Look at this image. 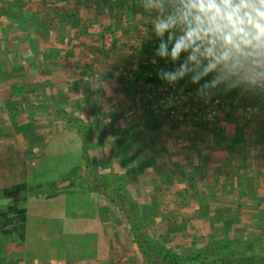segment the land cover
<instances>
[{
    "label": "rangeland",
    "instance_id": "obj_1",
    "mask_svg": "<svg viewBox=\"0 0 264 264\" xmlns=\"http://www.w3.org/2000/svg\"><path fill=\"white\" fill-rule=\"evenodd\" d=\"M247 2L0 0V210L14 214L3 188L24 180L30 187L43 184L41 193L54 192L48 183L86 165L76 129L58 113L66 110L87 126L94 171L126 178L152 236L172 250L189 253L214 238L246 240L263 233L264 152L258 148L252 154L248 170L236 167L232 150L230 159L201 165L197 157L190 160V153L186 159L185 149L216 142L238 146L242 132L254 130L257 135L247 141L264 146V112L197 98L172 79L157 88L134 75L143 61V43L162 38L166 27H178L181 37L191 38L187 32H193V52L214 70L264 82V73L233 65L229 43L236 39L221 42L231 50V60H222L215 39L205 43L209 18L214 21L207 26L209 36L223 28L238 35L228 20L234 10L238 14L233 4L241 8ZM217 12L223 16L216 18ZM209 50L212 59L202 57ZM8 78L15 88L3 87L11 85ZM22 82L25 86L18 88ZM217 175L221 179L216 181ZM23 196L19 208L39 221L32 222L30 234L40 225L47 235L32 242L31 255L36 246L45 254L55 245L56 259L71 264H147L133 244L125 215L102 194L77 192L46 202ZM52 224L57 225L54 232L47 230ZM9 241L22 243L0 232V255L8 253Z\"/></svg>",
    "mask_w": 264,
    "mask_h": 264
},
{
    "label": "trees",
    "instance_id": "obj_2",
    "mask_svg": "<svg viewBox=\"0 0 264 264\" xmlns=\"http://www.w3.org/2000/svg\"><path fill=\"white\" fill-rule=\"evenodd\" d=\"M175 28L166 27V34L162 38L157 37L143 43L139 51L143 61L138 64L135 71L136 80L159 88L165 85L167 79H172L197 98L206 97L211 101L236 104L264 112L263 81L252 82L234 74L227 72L221 74L214 70L211 65L199 58V52H193L197 47L196 36L191 34L193 32H187L191 38L181 37L179 28ZM58 113L76 129L82 141L86 165H77L59 180L48 183L54 192L41 193L43 184L30 187L24 180L14 187L3 188L5 197L14 203V206L9 205L14 214L8 213V209L0 210L2 234L16 235L22 241L25 239L26 210L19 208L21 202L26 199L24 194L28 197L54 199L65 194L74 196L77 192H93L105 196L125 215L133 244L147 264H264V232L246 240L214 238L189 253L176 252L153 237L141 205L130 194L126 178L120 174L101 175L94 171L89 162L92 138L84 121L66 110H60ZM13 146L10 149H13ZM59 183H63L64 186L60 188Z\"/></svg>",
    "mask_w": 264,
    "mask_h": 264
},
{
    "label": "crops",
    "instance_id": "obj_3",
    "mask_svg": "<svg viewBox=\"0 0 264 264\" xmlns=\"http://www.w3.org/2000/svg\"><path fill=\"white\" fill-rule=\"evenodd\" d=\"M209 5V4H208ZM213 6V3L211 4ZM239 4H233L232 8L236 9L238 11V14L236 15V12L234 10V13L229 14L228 17H231L228 21L229 23H235L234 27L237 28V38L234 42H230L229 46L233 48L234 51V58H233V65L234 66H239L240 71L245 70L246 72H256L258 74L264 73V0H249V2L244 4V7L238 6ZM209 5V7H212ZM221 7H219L220 9ZM223 8V7H222ZM243 10L244 13L242 15L240 14V11ZM247 12V13H246ZM223 14V13H222ZM221 13L216 15V18H219L223 16ZM228 15V14H227ZM233 16L235 18H233ZM211 17V16H210ZM225 17V16H224ZM227 17V18H228ZM210 22L212 23L213 18H209ZM214 22V21H213ZM210 23V24H211ZM208 23L207 26L211 28V25ZM204 27L205 29V35H207V39H205V43L207 44L208 39H215L216 41V46L218 45L219 47H222L223 49L225 46V43H221L223 41L218 40L216 35H219L220 32L216 34H209V28ZM218 31V30H216ZM213 41V42H214ZM219 43V44H218ZM224 52L221 51L219 54H223ZM236 67V68H237ZM10 78V77H9ZM8 78V79H9ZM11 85H4L3 87H9V88H15L17 84L12 83L11 79H9ZM15 84V85H14ZM1 85V84H0ZM25 86V83L22 82L20 85H18V88H23ZM2 87V85L0 86ZM263 117V116H262ZM249 120V119H248ZM248 122V121H247ZM250 123V122H249ZM248 123V126L250 124ZM248 128L245 126L243 129L245 130ZM257 129V127H255ZM242 131V130H240ZM255 131V132H254ZM252 132H247L244 131L242 134L244 137L240 138V141L242 142L240 145L237 146V144H223V143H211V145H206V144H201L199 146L190 144L187 147L188 149H185V157L186 159L189 157L190 153V160L192 157H197V163L208 164L211 159H215V163H220L223 159H230L232 157H227V154L229 151L232 150V153L234 152V163H236V167H247L249 170L253 158L252 154H255L258 151L259 152H264V146H261V144H256L252 143L253 141H250V143L247 141V137H251L257 135L256 130ZM218 135H221V129H216L215 131ZM254 132V133H253ZM259 134V133H258ZM219 136V137H220ZM259 136H261L259 134ZM246 141V142H245ZM238 153L239 155L235 154ZM244 152V153H243ZM241 154V155H240ZM193 157V160H194ZM226 164V161L224 162ZM262 167H264V154H263V159H262ZM240 170V169H239ZM238 171V170H237ZM245 172V171H242ZM258 173V171H256ZM242 174V173H241ZM240 174H238L239 176ZM243 175V174H242ZM240 175L239 177H243ZM261 178H264V172L261 174ZM218 178H215V180H220V175H217ZM240 178L235 179V181H241ZM249 180V179H248ZM75 196V195H74ZM32 199V200H31ZM30 201H54V199H46L43 197H32L28 199ZM56 213V212H55ZM60 212H57V215L51 216L52 220H57V216L59 215ZM27 220H26V233H25V239L22 241V243L18 242H7L5 247H9L8 253L6 254H1L0 255V264H66V262H71L72 261H64V260H59L56 259L55 250V245H50L47 250L45 251V254L42 253V247L36 246L38 249L34 255H31V249L30 245L32 244L33 241L35 240H40L43 241L46 233L45 229H43L40 225H37L36 227V232L35 234H30L32 231V222H35L38 217H34L31 215V213L27 215ZM39 221H36L35 224H37ZM57 225H53L51 228H47L48 231L54 232L56 230ZM59 229V227H58ZM1 247V244H0ZM29 247V248H28ZM5 251V250H4ZM33 254V253H32ZM47 254V255H46ZM74 263V262H73ZM80 263V261H78ZM85 263H90L88 261H85ZM99 264H108L107 261L102 260L99 261Z\"/></svg>",
    "mask_w": 264,
    "mask_h": 264
},
{
    "label": "built area",
    "instance_id": "obj_4",
    "mask_svg": "<svg viewBox=\"0 0 264 264\" xmlns=\"http://www.w3.org/2000/svg\"><path fill=\"white\" fill-rule=\"evenodd\" d=\"M218 38V40H220V41H223L222 39L223 38H227V37H229V38H231L232 40L233 39H236V33L235 32H233V31H229L228 29H222V31L219 33V35H216ZM230 47V46H229ZM229 47H227L226 45L224 46V48L223 49H220V50H218L217 49V52L218 53H221V51H223L224 53L223 54H219L220 55V57L222 58V60H231L232 58H231V50H229ZM231 48V47H230ZM202 57H206L207 59H212V58H210V50H209V52H206V51H204V52H202Z\"/></svg>",
    "mask_w": 264,
    "mask_h": 264
}]
</instances>
